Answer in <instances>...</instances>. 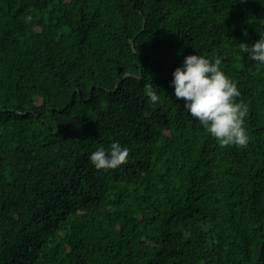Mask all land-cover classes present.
I'll list each match as a JSON object with an SVG mask.
<instances>
[{"label":"trees","instance_id":"16d2710c","mask_svg":"<svg viewBox=\"0 0 264 264\" xmlns=\"http://www.w3.org/2000/svg\"><path fill=\"white\" fill-rule=\"evenodd\" d=\"M259 35L264 0H0V264H264ZM191 54L236 82L246 147L174 98Z\"/></svg>","mask_w":264,"mask_h":264},{"label":"clouds","instance_id":"9594fccd","mask_svg":"<svg viewBox=\"0 0 264 264\" xmlns=\"http://www.w3.org/2000/svg\"><path fill=\"white\" fill-rule=\"evenodd\" d=\"M32 19L31 15H26L24 22L30 23ZM238 45L240 54H246L264 67V35H259L251 45ZM221 65L220 56L212 59L197 54L185 56L171 73L172 94L175 99L183 100V109L221 146L246 147L249 136L244 117L248 109L243 102L237 101L240 96L237 84L222 71ZM158 90L152 82L143 86V94L152 104L160 100ZM129 151L128 145L112 139L107 147H97L89 155V162L98 170L114 168L127 160Z\"/></svg>","mask_w":264,"mask_h":264}]
</instances>
